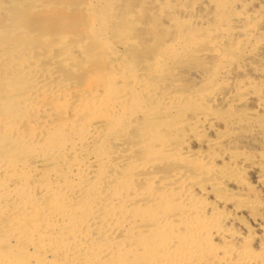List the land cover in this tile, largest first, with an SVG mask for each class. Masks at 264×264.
Returning a JSON list of instances; mask_svg holds the SVG:
<instances>
[{
    "label": "rangeland",
    "instance_id": "374dc122",
    "mask_svg": "<svg viewBox=\"0 0 264 264\" xmlns=\"http://www.w3.org/2000/svg\"><path fill=\"white\" fill-rule=\"evenodd\" d=\"M16 1H18L17 3H19L20 7L22 5V7L19 9V11H15L16 13L15 12L12 13L10 10H8L11 7L10 5H6L7 7H5V5H4L3 8H0V21H1L0 26L3 28V29L0 28V51H1L0 55L2 54L0 56V60H1L0 61V100H1L0 101V103H1L0 104V106H1L0 107V110H1L0 113L4 114V116L2 114H0V120L4 119V120L10 121L12 119L11 121L14 123L13 124L14 125L13 131H6V133L3 131L0 132V135H1V137H0V143H1L0 144V167L1 166L6 167V168L3 167L0 170V178H2V177L5 178L4 179L5 184H8L11 187V181L14 177L13 178L10 177V175H11L10 173L13 174V172H10L11 170L8 169V165L9 164L11 165V163L14 164L16 162L15 165H17V163H18V165L15 167V169H17V167L19 165H22L21 163L23 162L24 159L29 160V162L30 161L35 162V164H34L35 166L33 164H30V165H33L37 169L32 168L35 170H30V168H29V170L32 172L29 171L30 176L28 173V176H27V179L25 182V186H24L25 190L23 188V190H24L23 193H25V194L27 193V195H29L30 198H31L30 193L32 191V198L34 201H31L30 203L32 204V206L34 208L38 207L41 209L44 207L47 209L48 208L47 206L49 205V203L51 201V200H49L50 198L43 197L40 195L41 191H42L41 185L44 183V181L47 182V180H48L50 182V184H52V185L57 184L58 182L61 183V181H63V179H64L63 177H61V173L64 170H67V168L69 170H71L75 165L81 166V164H82L81 167H85V164L88 163L86 165L87 170L85 171V172L88 171V173H84L85 175L83 174L82 179H81L83 183L80 181L81 183L77 184L79 187L76 186V188H74L72 191L69 192V195H70V198L72 199V200H70V202L72 201L71 207L73 204L77 207V208H75V206L73 205L75 208L74 209L75 211H78L81 209L85 211L88 207H89L88 210H90L91 204L89 203L90 205L88 204L89 206H87V204L84 201L86 200V198H88V197L92 198V196H95V195L97 196L98 194L100 196H101V194H103L104 196H105V194H108L109 193L108 189L111 188V185L116 184V180H115L116 174L115 173H118L117 169H120L119 172H121V170H123L125 168L128 169L126 167L129 165L128 163L139 162L142 158L143 159L146 158L147 154L144 155L142 151H139V149L136 148V145L139 143L140 139H142V137H143L142 134L146 130L145 129V127L147 126L146 124H151V125H156V126L158 124L159 126H157V127L159 129L157 131H159V132H157V131L155 132L156 136L162 138V135H163V138L161 139V141H163L165 139L166 142L165 141H163V142H165L164 143L165 146H167L169 144L168 145L169 147L167 146L168 149L163 147L164 149L161 151V155L158 154V155H160L158 157H156L154 155L151 156V152H150L147 159L148 160L152 159L151 163L153 165L151 164L152 165L151 169L146 174L143 173V174H138L137 177L134 176V178H133L134 181H133V179H131L132 182L130 181V184H128V185L126 184V187L130 185L133 188L136 187V189L144 190L145 189L144 187H146V182H145V176H146V177H149V179L152 178L154 180V182L152 181L151 184L146 187V189L148 187H150L151 192L154 194L159 193V192L164 190L163 185L159 181L164 180L165 178L167 179L169 174H172L175 170L176 171H184L186 174V171L189 172L190 170H192L194 163L200 162L202 165L205 164L206 163L205 161L208 160L207 159L208 157H205V156H208L207 154H209L213 149V145L211 144V141H210V139L212 138L211 136H214V134H219L220 130L221 131H229L230 130L231 132L228 135L227 134L225 135V138L226 137L227 138L225 141H223L224 143L221 144L219 153L224 152V154H225L226 152H230V153L235 152L238 149H240L243 145L245 147L246 144H247V147H249V146L251 147V148L246 147V149L248 151L261 152V153L264 152V149H263L264 148L263 147L264 146V140H263L264 139V137H263L264 136V77H263L264 76V74H263L264 73V31H263L264 30V18H263L264 17V5H263L264 0H240V1L234 0L235 2L233 0H224V1L218 0L219 2L217 0H111L110 1L111 8L109 6L110 9H107L108 7L105 4H102V3H105L106 0H16ZM236 1L237 2L239 1L240 3L242 2L241 3L242 6L241 7L238 6L239 9L238 10L236 9L237 12L243 11L244 8H247L252 12V7H253V10H254L253 12L255 14L253 12L252 13L250 12L251 14L249 15V17L252 14L257 15V16L252 17V18L247 17V20L242 19L241 21L240 20L233 21L227 25H224V24L222 25L221 23H219L216 16L224 14V12H226L228 14V12L231 11V8H233V9L238 8L236 6ZM221 3H222V6H221ZM227 3H228V5H227ZM35 7H37V8H35ZM105 7H107V8H105ZM225 7L228 8L230 11H228V9H227V11H225V9H226ZM27 8H30L31 10L30 9L28 10ZM223 10H224V12H223ZM20 11H21V13H20ZM7 13H8V15H6ZM200 15H201V17H200ZM258 16H260V18L256 20L255 18H258ZM205 18H206L208 23L206 22V20H203ZM198 21H202V22H200L201 24ZM100 23L102 24L103 27L101 26ZM197 23L199 25H197ZM233 23H235V25ZM216 24H217V26H216ZM241 27L242 28L248 27L249 32L245 33V34L235 33V29L237 30V29H240ZM8 28H9V30H11V28H12L13 32H10L9 34L3 33L4 29H8ZM105 28L107 29V31L105 30ZM192 30H194V32ZM191 31L194 34L198 35V36L196 35L198 37V39H196V40H198V41L194 40V42H188L191 44H189L187 51H184L185 53H183V52H181L180 47H178V44L180 45V43H182V42L186 43L187 41L185 42L184 39H186V40L188 39V37L186 35L191 34L192 33ZM229 31L230 32L232 31V32L230 33ZM96 32H99L98 38L101 36L100 38H102L103 40H105L108 43L107 46H108L109 52H106L103 50L100 51L99 44L97 45V43L95 42L96 39H98V38H96V36L94 37V35H96L95 34ZM186 32H187V34H186ZM188 32H190V33H188ZM254 32H255V34H254ZM26 34L29 36H27ZM60 34H66L67 35V37H66V35H63L66 38V41L60 40L61 39ZM200 34H201V36H200ZM220 34H222V35H220ZM223 34H225L226 36L225 35L223 36ZM199 36L200 37L205 36V39L199 40ZM92 37H94V41H93ZM78 39H80V40H78ZM262 39H263V42H262ZM76 40L80 41V43L78 42L80 45L77 42H75ZM210 40L215 42L217 45L216 44L212 45L211 44L212 42ZM66 42H68V43H66ZM110 42H111V44H109ZM70 43H71V46H70ZM205 43H206V45H204ZM208 43H210L211 45ZM67 44H69V45H67ZM175 44L177 45L176 47H175ZM207 44L209 45L210 48H208ZM8 46H9V48H8ZM12 46H13V48H12ZM15 46H16V48H17V46L18 47L21 46V48H19V55H21L22 57L21 56L20 57L23 59L22 60L19 58V61H17L18 60L17 59L14 61V63L12 62L13 64L17 63L19 65L18 66L19 74L17 73L16 69H13V71H15V72H13L11 70L12 68H14L11 65V63L9 64V62H8V64L6 65V62L8 60L11 61V59H8V58H10V56L12 57V55H13L15 58V54H13V50H14ZM109 46L111 48H109ZM1 47H3V48H1ZM5 47H6V49H5ZM10 47H11V50H10ZM173 47H175L174 49L176 51L178 50V53H176V51L173 49ZM22 48H23V50H22ZM170 48H172V50H174V52ZM4 49L6 51V53H5L6 55L4 54V51H3ZM199 49H201V51ZM167 50L172 51V52H168ZM99 51L102 53H100ZM7 52H9V53L11 52L10 53L11 55L8 54ZM114 52H115V54L113 55ZM161 52L162 53L165 52L164 53L165 57H163L164 54L162 55ZM179 52H181L182 54ZM173 53H176L178 56L173 54ZM24 54L30 55L29 56L30 59L27 58V56L24 57L25 56ZM124 54H125V56H124ZM107 56L109 59L107 58ZM120 56H121V58H120ZM154 56H157V57L154 58ZM161 56L163 57V60L165 58L164 61L162 60ZM125 57L127 60L123 59ZM44 58H46L47 60ZM39 59H40V61H39ZM154 59H156V60H154ZM161 60L163 62H160ZM126 61H127V63H126ZM156 61H157V63L159 62L160 64L157 67H155L153 69V71L149 70L150 69L149 67L151 66L150 63H156ZM61 62H63V63H61ZM109 62H110V64H109ZM239 62H240V64H239ZM130 63L132 66L130 65ZM111 64L113 67H111ZM1 68H2V71H1ZM125 68H127V70L129 72H131L130 71L131 69H133V71L138 72V69H139L137 76H135L136 78L134 77L132 79H124L125 76H123V75H126L127 73H129L126 71ZM224 69H225V71H224ZM9 70H10V72H9ZM120 70H121V72H120ZM250 70H251V72H250ZM14 73H16V74H14ZM114 75H115V77H113ZM35 76H38V80L36 81L37 83L33 82L35 80ZM105 76L109 77L108 80ZM14 77H17V78L19 77L22 79V81H21V79L18 80L17 78L15 80ZM46 77H47V79H46ZM120 77H121V79H120ZM32 78H33V81H32ZM39 78L40 79L43 78L44 81H43V79L40 80ZM104 78H106V79H104ZM114 78H116V79L113 80ZM122 78H123V80H122ZM103 79H104V81H103ZM242 79H244V80H242ZM252 79H253V83L251 82ZM14 80L15 81L18 80L17 81L18 83L15 82ZM23 80H25V81H23ZM51 80H54L58 83L61 81V83L64 82V84L59 85L58 83L51 81ZM132 80L133 81L135 80L134 81L135 83ZM234 80H237V81H234ZM48 82H50V84H52V85H50ZM53 82H54V84L56 83L58 86L56 84L54 85ZM42 83H44V84H42ZM132 83H133V85L135 84V86L137 84V87L140 86L139 89L135 86L134 87L137 88L138 90L137 89L135 90V88L133 89ZM138 83H140V84L138 85ZM246 83H248V84H246ZM62 85H66L67 87L62 86ZM230 85L232 86V88ZM8 86H10V87H8ZM51 86H55V87H51ZM110 86H111V88H110ZM147 86H148V88H147ZM228 86H230V87H228ZM47 87H50V88H47ZM56 87H58L59 89ZM103 87H106L107 89L111 90L112 92L114 90L115 91L113 93L111 91L107 92L109 90H106ZM12 88L14 91H18L19 89H23V90L25 89L26 92L32 91L35 93V96H30V98L28 97V98L24 99L23 95H20V96L18 95L16 97L12 98L13 104L9 103L8 101H10V100H8V99H6V102H4L5 100L2 98L8 93L7 91L11 90ZM15 88H19V89H15ZM36 88L39 92L36 90ZM46 88L48 90L50 89L49 91L50 92L52 91V93H50ZM67 88H70V89L67 90ZM238 88H239V90H237ZM43 89H44V91L45 90L47 91V92L45 91L47 94L42 92V94L40 95V93H41L40 91H43ZM120 89L122 91H119V92L116 91V90H120ZM104 90H106V91H104ZM142 90H144V91H142ZM240 90H242V91H240ZM257 90H258V92H256ZM14 91L11 90L12 93ZM55 91H57L58 94ZM100 91H102V92H100ZM128 91L131 93H129ZM221 91H223V93L224 92L226 93V94H224L225 98H227V97L229 98V99L227 98L226 100L233 102L234 105L232 104L231 106L227 107V105H228L227 101L224 102L222 100V98H224V97H221L223 95V93H221ZM4 92L6 94H4ZM61 92H63V93L61 94ZM97 92L100 93L99 94L100 96L102 95L105 98H106V96H108L110 94L109 97L113 98V99L115 98L114 99L115 101L117 99H119V97H120L121 101L117 100V102H116L117 107L112 108L113 110L111 109L109 111H105V113H106L105 115H104V111H102V113H101V110L100 111L95 110L96 113L98 112L97 114L95 113L94 110H91L90 114H89V111L86 110L84 108V106H82L83 108L79 107L80 101H81V100L78 101L79 99H83V101H84L86 98H88L86 96H89V98H90V96L91 97L96 96ZM120 92H121V94H120ZM124 92H126V94L128 96ZM67 93H69V94H67ZM93 93H94V95H92ZM50 94H51V97H49ZM56 94H57V96H56ZM63 94L64 95L66 94V96L63 97L64 96ZM111 94H112V96H111ZM114 94H116V95L114 96ZM217 94H218V96H217ZM81 95H83V96H81ZM240 95L242 97H240ZM21 96H22V98H21ZM117 96H119V97L117 98ZM31 97H33V98H31ZM55 97L57 100L55 99ZM124 97H125V99H124ZM131 97L133 100L129 101L130 100L129 98H131ZM189 97L193 100V102L195 100L193 108H192V106H193L192 102L190 103V100H188V99H190ZM219 97H221V98H219ZM256 97H258V99L260 101L259 104L261 105V103H262L261 106L259 104L257 106L255 105L256 103H254V101L256 102L258 100ZM14 98L16 101H14ZM64 98L68 101H65ZM136 98H138V99H136ZM233 98H235V99H233ZM239 98L241 100L236 102V99H239ZM20 99H23V101H21ZM61 99H64L63 102H61L62 101ZM202 99H206V101L204 100V103H202L203 102ZM248 99L250 101H248ZM124 100H125V102H124ZM134 100L136 101V103L134 102ZM138 100H141V101H138ZM245 100H247V101H245ZM2 101L4 102L5 105L3 104ZM53 101H54V103H53ZM74 101L76 104L74 103ZM83 101L81 102V104L83 103ZM196 101H199V102L196 103ZM22 102H24V103H22ZM47 102L51 103V105H53V104H57V105H53V107L50 105V107H49V106H47V105H49V103H47ZM205 102H206L207 106L202 105V104H205ZM208 102H210V103H208ZM21 103H22V105H21ZM73 103H74L75 107H74V105H73V107H71ZM139 103H140V105H139ZM250 103H251V105H250ZM45 104H47V105H45ZM60 104H61V106H60ZM118 104H120V105L122 104L124 107L122 105L121 106L127 112L125 110H121L122 107ZM156 104H158V106ZM199 104H200V107L196 108V107H198L197 105H199ZM10 105H12V107ZM126 105H128L127 107H129L130 109H127ZM188 105H190V106H188ZM225 105H226V107H225ZM31 106H32V108H31ZM46 106L48 107L47 110H45ZM153 106H155V107H153ZM34 107H36V108L33 109ZM55 107H57V108L62 107V108L60 110L58 109V113H57L56 112L57 109ZM208 107H209V109L207 110L206 108H208ZM259 107H261V108H259ZM71 108H72V112H70ZM79 108L82 109L83 111L80 110ZM119 108L121 111H119ZM182 108L184 111L179 110ZM38 109H40V110H38ZM65 109H66V111H65ZM75 109L77 111L79 109L81 112H79V111L77 112ZM129 110H131V111L133 110V112H129ZM160 110L161 111L163 110V111L161 112ZM171 110L173 113L174 112H180V113L183 112V113H185L184 116H186V117L180 118L176 115L170 114L169 112ZM176 110H178V111H176ZM32 111H34L35 113ZM41 111L43 112V115L45 113L46 114L48 113L47 114L48 117L46 116V114H45V116L42 117ZM61 111H62V113H61ZM64 111L66 112V114ZM112 111L113 112L116 111V114H115V112L113 113ZM153 111H155V113L157 115ZM200 111H202V112H200ZM38 112H41V114L39 113L41 117L38 115ZM73 112H74V115H73ZM85 112L86 113L88 112V113L86 114ZM59 113H60V115H59ZM99 113H100V115L101 114L102 115L99 116ZM112 113H113V115H112ZM124 113L125 114L127 113L128 116L130 113L131 114L128 117ZM132 113L133 114L136 113L137 115L135 114L133 116ZM145 113H151L153 115L152 116L150 115V117H149L150 119H147V117L144 116ZM196 113H201L202 115L205 114L206 116L214 118L213 121H217V122L215 123L212 121L211 124L204 125V126L201 124L195 125V127L198 130H195V127L190 126V124H184L185 126H187V129L185 130L184 134L180 133L178 131H174V129L171 127V124L172 123L174 124L173 119H174L175 123L180 122V121H183V119H185V118H187V119L190 118V115H191V117H193L192 115L195 116ZM168 115H171L170 117L173 118V119H170V120H172L171 123L169 121V118H166V117H168ZM96 116L99 119H97ZM102 116H103V118H101ZM123 116L125 119L123 118ZM82 117H84V118H82ZM108 117H109L110 122H108L109 120H107ZM6 118H8V119H6ZM39 119L40 120L42 119L43 121L42 120L40 121ZM130 120H132V121L134 120L133 122H131V123H133L132 126H131ZM149 120H151V121H149ZM66 121H67V123H66ZM80 121H82L83 123ZM111 121L114 124H112ZM119 121H121V122H119ZM147 121H148V123H147ZM12 122H10V123H12ZM51 122H53L54 125H53V123L49 124ZM76 122L78 125L77 127H79L80 124H81V126L84 124L88 125V126L94 125L92 127L95 128L99 134V135L97 134L96 137H92L88 141H86L82 147H78V146L74 147V151L78 152L79 154L75 153L72 150L73 148L72 149L70 148V149H67V153L64 154V158L56 156L55 154L53 155V153H51L52 155H50L49 152L48 153L45 152V153H43V155H41L42 153L38 152L37 156L38 155H40V156H38V157L34 156L35 158L32 157L33 153L37 150L36 145H38V142L39 143L41 142L43 136H46L48 131L51 132L53 129H55L57 127L63 128V129H61L60 134L57 133L59 135V136L58 135L57 136L61 137V138L63 137L62 139L66 142V144H69L67 141L72 140V138L70 136H73V131L77 128V127L75 128ZM85 122L86 123L88 122V123L86 124ZM127 122L130 123V126H128L129 123L127 124ZM33 123H34V125H33ZM42 123H43V127H42ZM108 123H110V124H108ZM118 123H120V125ZM124 123H126L127 126ZM71 124H72V126H71ZM160 124H162V125H160ZM64 125H67V126H64ZM107 125H108V128L106 127ZM114 125L115 126L117 125V126L115 127ZM118 125L119 126H122V125L126 126L128 131L126 130L127 132L124 133V127L121 128V127H118ZM33 127H35V128H33ZM36 127H38V128H36ZM69 127H71V128H69ZM126 127H125V129H126ZM160 127H161V129H160ZM191 127H193L194 129H190ZM215 129L217 131H215ZM250 129H252V130H250ZM36 130H38L39 132L38 131H37L38 133L35 132ZM63 131H64V133H63ZM65 131H67V132H65ZM162 131H163V133H162ZM209 131L211 133V136H210V133H208ZM44 132L46 134H44ZM69 132L70 133L72 132V134H70ZM10 133H12L13 136ZM40 133H42V134H40ZM187 133H189V135ZM2 134H3V136H2ZM15 134H17V136ZM35 134H39V135H35ZM63 134H64V136H63ZM67 134H69V135H67ZM111 134H112V136H111ZM206 134H208L209 136ZM249 134H251V136ZM5 135H6V137H5ZM7 136H8V138H7ZM18 136H19V138H18ZM33 136H35V137H33ZM39 136L42 137V138L40 137L41 138V139H39L40 141L38 140ZM67 136H68V138H67ZM101 136H103V138ZM154 136L153 137L150 136L151 139H153ZM229 136L232 140L229 138ZM150 137H148V138H150ZM4 138L7 139V141H5ZM29 141H31V143H29ZM252 141H253L254 145H253ZM250 142H251V145L249 144ZM13 143H14V146H13ZM114 144H115V148L113 150L112 147L114 146ZM117 144H119V145H117ZM180 144H181V146H183V149H182V147H180ZM231 144H232V146H231ZM16 145H17V147H16ZM102 145H104V146H102ZM238 145L240 147H238ZM260 145H261V147H260ZM117 146H118V148H117ZM173 146H175V147H173ZM4 147H5V149H4ZM10 147H12V148H10ZM30 147L31 148L33 147V148L31 149ZM122 147H123V149H122ZM171 147H173V148L171 149ZM178 147H180V148H178ZM6 148L8 149V151L6 150ZM83 148H85V149H83ZM100 148H102L103 150H101ZM260 148H262V149H260ZM10 149H12V150H10ZM180 149H182V150H180ZM96 150H98V151H96ZM172 150H173L172 153H175V155L173 154L175 156V158L176 159L180 158L181 161H180V159H178L179 161L176 160L175 158L173 159L174 156H171L172 153L169 152ZM87 151L89 154H86ZM113 151H117L119 153L117 154V152H115V154H114ZM174 151H176V152H174ZM205 151H208V152H205ZM6 152L8 153L7 155H5ZM73 152H74V154H72ZM90 152H92V153H90ZM162 152L165 156L167 154V156L166 157L163 156ZM177 152H178V154H176ZM183 152H185L187 155H185V153H183ZM168 153H170V154H168ZM179 153L181 154V157L179 156ZM29 154H32V155H29ZM98 154H101L100 157L102 159H100L101 160L100 162L97 161L98 162L97 163L96 161H94V156L98 155ZM112 154H114V155H112ZM116 154L119 156H117ZM199 154H200V157H198ZM34 155H36V154L34 153ZM46 155H48V156H46ZM74 155H76L75 158H74ZM191 155L192 156L194 155L193 158ZM52 156H54L52 159H48ZM110 156H112V157H110ZM168 156H170L172 159L169 158ZM177 156H178V158H177ZM202 156H204L205 159ZM8 157L13 158L14 160L9 159ZM30 157H32V159ZM57 157H59L60 159ZM80 157H82V159H80ZM83 157H85L86 159H84ZM160 157H161V160H160ZM164 157H165V159H164ZM187 157H189V158H187ZM196 157H197V159H196ZM78 158L82 162H80V160ZM153 158H155V159H153ZM182 158H183V160L190 159L191 162L189 160H186L188 163L186 161H183V163H181ZM45 159L50 160L49 162L52 166L49 164L48 160L46 161ZM70 159L72 162L70 161ZM75 159H76V161H75ZM90 159H92V160H90ZM69 161H70V163H69ZM73 161H75V162H73ZM77 161H79V162H77ZM39 162H41V163H39ZM53 162H56L57 164L55 163L53 165ZM65 163H66V165H65ZM83 163H85V164H83ZM241 163L242 162L237 161V160L236 161H234V160L230 161L228 159H225L224 161L217 162L215 165L213 164V167L216 166L217 168H219V170L221 169L222 171L223 170L226 171L228 173V175L231 174V176H233V177L235 176L236 180L232 181L228 185V190H227L228 194H230L232 196L243 195L249 199L253 198L257 201H261V203L263 204V209L256 210L252 213H250L249 211H245L242 213V215L240 217L241 219L238 218L237 221L236 220H230L229 221L228 225L230 226V229L236 231L237 233L244 232L241 234L242 236H244V235H246L245 229L248 225H249V227L252 226L255 228V226L258 227L257 224L261 225V223H262L263 225H261V226L264 228V189H262L259 185L256 184V182H255L256 174L250 173V172L245 173L244 169H246V167H247V166H245L246 163H242V164ZM261 163L264 164V161H259V164H261ZM48 164H49V166H48ZM67 164L69 167L67 166ZM73 164H74V166H73ZM191 164H193V166H191ZM42 166L43 167L46 166V167L43 168ZM92 166H94V167H92ZM96 166H98L97 167L98 169L96 168ZM176 166H177V169L174 168ZM186 166L188 169L184 168L185 170H183V167H186ZM50 167H52V168H50ZM88 167H90V168H88ZM166 167H168V168H166ZM103 168L105 169L104 171H103ZM172 169H173V171H172ZM51 170H54V171H51ZM98 170H100V172H96ZM5 171H7V172L5 173ZM18 171L19 170H17L16 172H18ZM46 171H48V172L50 171L51 173H48ZM74 171H76V170H74ZM128 171H130V170H128ZM239 171L241 172L240 174H239ZM44 172H46L45 175H44ZM133 172H135L134 169H132V173ZM59 173H60V175H58ZM189 173H191V172H189ZM40 174H42L44 176H42ZM7 175H9V176L6 177ZM93 175L94 176L96 175V177H94ZM141 175H143V177ZM39 176H40V179H39ZM45 176H46L47 180H44ZM140 176H141V178H140ZM180 176L181 175H179V177ZM28 177H30V178H28ZM93 177L96 178L95 182L96 181H100V182L95 183ZM98 177L100 178L99 180H98ZM112 177H113L115 182L112 181L113 180ZM138 177H139V180H137ZM216 178H219V177H216ZM239 178H241L242 180L245 179L246 183L242 180H239ZM37 179H39V180H37ZM86 180H88V181L86 182ZM89 180H90V182H89ZM91 180H93V182ZM6 181H7V183H6ZM38 181L42 184L37 185L39 183ZM53 181L54 182L57 181V182L53 183ZM85 182L87 183V185ZM133 182H135V183H133ZM155 182H157L158 185H157V183L155 185ZM90 183L93 184V186ZM98 183H99V185H98ZM61 184H63V183H61ZM103 184H104V187H103ZM90 185H91V187H89ZM141 185H142V187H141ZM192 185L193 184H191V186ZM100 186L103 187V191H102ZM153 186H154V188H153ZM186 186H190V184H186ZM191 186H190V188H191ZM31 187H33V188L31 189ZM87 187H88V189H87ZM96 187L98 189H96ZM26 188H27V190H26ZM81 188H82V193H81V191H79V190H81ZM90 188L92 189V192L89 191V190H91ZM155 188H157L158 191ZM28 189H30V191H28ZM77 190H78V192H77ZM87 190H88V192H86ZM98 190H100V192ZM93 191H95L94 194H93ZM106 191H108V192H106ZM91 194H92V196H91ZM71 196H73V197H71ZM82 196L85 197L84 200H83L84 197L82 198ZM261 196H262V198H261ZM39 197H40V199H39ZM80 197H81V199H80ZM47 198L49 201L47 200ZM74 198H75L76 202L78 201V203L74 202ZM35 200H37V201L39 200V201L36 202ZM79 200H80V202H79ZM14 201H15V198L12 199V202H14ZM41 201H43L45 204H43V202H41ZM15 202H17V201H15ZM142 202L145 203L146 201H142ZM33 203H36V204H33ZM80 203H82L83 207ZM144 203L139 202L140 205H143ZM31 204H25L26 207H29V208H26L23 205L22 210L26 209V210H28V212H32V210H34V209L32 206L31 207L29 206ZM95 204L96 203H94L93 205H95ZM14 205H16V204L10 203L9 205H5L4 208L3 207L0 208V210H2L1 212L3 213L2 214L0 212V215L1 216L4 215L3 216L4 219H8L5 217H7V216L9 217L10 215H12V213H10V212L16 211V209L13 208V207H15ZM96 205H98V204H96ZM10 206H11V208H10ZM84 206H87V207L84 208ZM12 208H13V210H12ZM132 210H134V209H132ZM132 210H130L129 213L135 212ZM247 213H249V214H247ZM259 213H261L260 214L261 216L259 215ZM247 215H249V216L246 217ZM251 216H254L257 219L256 220L257 223L250 221L249 218ZM4 219H3V223H2L3 225L7 223V221L5 222ZM36 221H38V220H36ZM238 221L240 222V224L238 223ZM241 222H243V223H241ZM235 227H236V229H235ZM116 232H118V231H116ZM120 234L122 235L123 232L116 233L115 237L117 238ZM121 239H124V238H121ZM242 241L243 240L238 241L236 243V245H243ZM253 243H254L253 246L258 248L259 246H261V244L262 245L264 244V239H262V240L260 239L259 241L256 240V242L253 241ZM255 244H259V245H255Z\"/></svg>",
    "mask_w": 264,
    "mask_h": 264
},
{
    "label": "bare ground",
    "instance_id": "6f19581e",
    "mask_svg": "<svg viewBox=\"0 0 264 264\" xmlns=\"http://www.w3.org/2000/svg\"><path fill=\"white\" fill-rule=\"evenodd\" d=\"M111 0H106L105 4L107 7V9L111 8ZM218 1V0H217ZM220 1V0H219ZM218 1V2H219ZM222 1V0H221ZM224 1V0H223ZM234 1V0H233ZM240 1V0H239ZM237 2L236 1V6H242V2ZM18 1L16 0H0V8H3V6L5 5V7H7L6 5H10L11 7L8 9L10 10L12 13H14L15 11H19V9L22 7L19 6V3H17ZM235 2V1H234ZM233 2V3H234ZM22 3V2H21ZM20 3V4H21ZM113 3V2H112ZM229 3V2H228ZM227 3V5H228ZM25 4V3H24ZM154 4V3H153ZM220 5V4H219ZM235 5V4H234ZM264 5V4H263ZM27 6V5H26ZM31 6V5H30ZM110 6V8H109ZM222 6V3H221ZM226 6V5H225ZM9 7V6H8ZM229 7V6H228ZM25 8V7H24ZM37 8V7H35ZM34 8V9H35ZM159 8V7H158ZM226 8V7H225ZM250 8V7H249ZM28 10L30 8H27ZM222 9V8H221ZM228 8L225 9V11H227ZM238 8H231V11L228 9V14L226 12H224V14L221 15H217L216 18L218 20L219 23H221L222 25H227L230 22L233 21H237V20H247L248 18H252V17H256L257 15H251L249 17V15L254 11L253 7H252V12L247 9L244 8L243 11L241 12H237ZM31 10V9H30ZM100 10V9H99ZM181 10V9H180ZM184 11V10H183ZM191 12V11H190ZM201 12V11H200ZM251 12V13H250ZM16 13V12H15ZM21 13V11H20ZM24 13V12H23ZM181 13V12H180ZM227 15H226V14ZM254 13V12H253ZM262 13V12H261ZM255 14V13H254ZM8 15V13L6 14ZM180 15V14H179ZM186 15V14H185ZM263 15V14H262ZM199 17V16H198ZM201 17V15H200ZM204 17V16H203ZM246 18V19H245ZM260 16H258V18H255L256 20L259 19ZM264 18V17H263ZM203 20H206L203 19ZM215 20V19H214ZM1 22V21H0ZM199 23L202 21H198ZM207 22V20H206ZM208 23V22H207ZM241 23V22H240ZM101 24V23H100ZM201 24V23H200ZM235 25V23H233ZM196 25V24H195ZM197 25H199L197 23ZM205 25V24H204ZM102 26V24H101ZM217 26V24H216ZM5 27V26H4ZM48 27V26H47ZM103 27V26H102ZM0 28H2L0 26ZM197 28V27H196ZM221 28V27H220ZM230 28V27H229ZM3 29V28H2ZM30 29V28H29ZM101 29V28H100ZM215 29V28H214ZM217 29V28H216ZM252 29V28H251ZM102 30V29H101ZM105 30L107 31V29L105 28ZM195 30V29H194ZM194 30H192L194 32ZM249 28H240V29H235V33H241V34H245L248 33ZM63 31V30H62ZM103 31V30H102ZM189 31V30H188ZM191 31V32H192ZM252 31V30H251ZM264 31V30H263ZM12 31L8 29H4L3 33L9 34ZM188 34L186 35L188 37V39H184L186 43H180V45L178 44V47H180L181 52L185 53L184 51H187L189 44L188 42H194L198 41L196 39H198V35L194 34V33ZM230 32V31H229ZM228 32V33H229ZM232 32V31H231ZM230 32V33H231ZM253 32V31H252ZM190 33V32H188ZM94 34V33H93ZM96 35H94V37L96 36V38H98L99 32L95 33ZM101 34V33H100ZM103 34V33H102ZM187 34V32H186ZM255 34V32H254ZM5 35V34H4ZM27 35V34H26ZM25 35V36H26ZM66 34H60V40L62 41H66V38L63 36ZM90 35V34H89ZM197 35V36H196ZM222 35V34H220ZM225 34H223L224 36ZM229 35V34H228ZM227 35V36H228ZM249 35V34H248ZM7 36V35H6ZM29 36V35H27ZM185 36V37H186ZM201 36V34H200ZM199 36V40H203L205 39V36L200 37ZM226 36V35H225ZM59 37V36H58ZM67 37V35H66ZM94 37L93 41H94ZM101 37V36H100ZM98 38L96 39V43L97 45L99 44V49L100 51H106L109 52L108 46H107V42L105 40H103L102 38ZM184 37V38H185ZM221 37V36H220ZM237 37V36H236ZM241 37V36H240ZM78 38V37H77ZM247 38V37H246ZM33 40V39H32ZM80 40V39H78ZM76 40L75 42H79ZM128 40V39H127ZM105 41V42H104ZM110 41V40H109ZM183 41V40H182ZM213 44H216L215 42H213L212 40H210ZM82 42V41H81ZM130 42V41H129ZM263 42V39H262ZM68 43V42H66ZM78 43V44H79ZM95 43V44H96ZM229 43V42H228ZM253 43V42H252ZM111 44V42L109 43ZM173 44V43H172ZM210 44V43H208ZM207 44L208 48L209 45ZM210 44V45H211ZM7 45V44H6ZM10 45V44H9ZM21 45V44H20ZM69 45V44H67ZM80 45V44H79ZM168 45V44H167ZM170 45V44H169ZM206 45V43L204 44ZM217 45V44H216ZM71 46V43H70ZM177 45L175 44V47ZM226 46V45H225ZM7 47V46H6ZM5 47V49H6ZM171 47V46H170ZM173 47V49L175 48ZM205 47V46H204ZM3 48V47H1ZM9 48V46H8ZM13 48V46H12ZM19 48L17 46H15L14 50H13V54H15V58L12 55V57L10 56L11 59L10 60H6V65L11 63V65L14 68H10L12 71L13 69L17 70V73L19 74V68H18V64H13L15 60L19 61V58L22 59L21 55H19ZM65 48V47H64ZM109 48H111L109 46ZM166 48V47H165ZM5 49L4 54L6 53ZM162 49V48H161ZM167 49V48H166ZM165 49V50H166ZM172 50V48H170ZM178 49V48H177ZM214 49V48H213ZM245 49V48H244ZM257 49V48H256ZM261 49V48H260ZM11 50V47H10ZM23 50V48H22ZM96 50V49H95ZM108 50V51H107ZM175 50V49H174ZM174 50H172L174 52ZM201 51V49H199ZM204 50V49H203ZM209 50V49H208ZM248 50V49H247ZM99 51V52H100ZM159 51V50H158ZM163 51V50H162ZM168 52H172L167 50ZM176 51V50H175ZM180 51V50H179ZM1 52V51H0ZM179 52V53H181ZM8 54H10L9 52H7ZM102 53V52H100ZM118 53V52H117ZM162 53V52H161ZM165 52L162 53V55ZM176 53H178V50L176 51ZM176 53H173L175 55H177ZM252 53V52H251ZM250 53V54H251ZM26 54V53H25ZM24 54V55H25ZM48 54V53H47ZM64 54V53H63ZM109 54V53H108ZM107 54V55H108ZM112 54V53H111ZM115 54V52L113 53V55ZM167 54V53H166ZM182 54V53H181ZM2 55V54H1ZM0 55V56H1ZM6 55V54H5ZM11 55V54H10ZM45 55V54H44ZM106 55V54H105ZM161 55V54H160ZM209 55V54H208ZM21 56V57H20ZM29 58L30 55H25L24 57ZM36 56V55H35ZM125 56V54H124ZM158 56V55H157ZM157 56H154L157 57ZM178 56V55H177ZM180 56V55H179ZM207 56V55H206ZM5 57V56H4ZM115 57V56H114ZM128 57V56H127ZM160 57V56H159ZM162 57V56H161ZM163 57H165V54L163 55ZM162 57V60H163ZM175 57V56H174ZM108 58V56H107ZM121 58V56H120ZM167 58V57H166ZM217 58V57H216ZM30 59V58H29ZM46 59V58H44ZM109 59V58H108ZM123 59H126L123 58ZM23 60V59H22ZM21 60V61H22ZM47 60V59H46ZM105 60V59H104ZM127 60V59H126ZM156 60V59H154ZM160 62H163V61ZM1 61V60H0ZM16 61V62H17ZM40 61V59H39ZM45 61V60H44ZM43 61V62H44ZM158 61V60H157ZM150 63V69L151 71H153V69L155 67H157L160 63ZM13 62V63H12ZM129 62V61H128ZM142 62V61H141ZM20 63V62H19ZM48 63V62H47ZM63 63V62H61ZM127 63V61H126ZM21 64V63H20ZM110 64V62H109ZM236 64V63H235ZM240 64V62H239ZM244 64V63H243ZM4 65V64H3ZM67 65V64H66ZM129 65V64H128ZM131 65V63H130ZM129 65V66H130ZM33 66V65H32ZM110 66V65H109ZM132 66V65H131ZM130 66V67H131ZM142 66V65H141ZM233 66V65H232ZM111 67L112 64H111ZM119 67V66H118ZM243 67V66H242ZM245 67V66H244ZM18 68V69H17ZM29 68V67H28ZM9 69V68H8ZM111 69V68H110ZM114 69V68H113ZM127 72H129L127 70V68H125ZM131 69V68H130ZM145 69V68H144ZM252 69V68H251ZM256 69V68H255ZM123 70V69H122ZM135 70V69H134ZM230 70V69H229ZM245 70V69H244ZM2 71V68H1ZM4 71V70H3ZM23 71V70H22ZM125 71V70H124ZM123 71V72H124ZM131 72L127 73L124 79H132L135 76H137L138 72L137 71H133V69L130 70ZM141 71V70H140ZM225 71V69H224ZM10 72V70H9ZM15 72V71H13ZM43 72V71H42ZM110 72V71H109ZM112 72V71H111ZM121 72V70H120ZM119 72V73H120ZM122 72V73H123ZM251 72V70H250ZM22 73V72H21ZM16 74V73H14ZM27 74V73H26ZM99 74V73H98ZM110 74V73H109ZM115 74V73H114ZM121 74V73H120ZM125 74V73H124ZM141 74V73H140ZM264 74V73H263ZM28 75V74H27ZM40 75V74H39ZM236 75V74H235ZM259 75V74H258ZM9 76V75H8ZM41 76V75H40ZM44 76V75H43ZM120 76V75H119ZM122 76V77H123ZM260 76V75H259ZM37 77V78H36ZM106 77V76H105ZM115 77V75L113 76ZM118 77V76H117ZM214 77V76H213ZM255 77V76H254ZM264 77V76H263ZM15 80L17 77H14ZM45 78V77H44ZM108 80V76L106 77ZM104 78V79H106ZM119 78V77H118ZM136 78V77H135ZM18 80H20L21 78H17ZM24 79V78H23ZM30 79V78H29ZM40 79V78H39ZM43 79V78H41ZM40 79V80H41ZM47 79V77H46ZM45 79V80H46ZM50 79V78H49ZM103 79V81H104ZM116 78H114L113 80H115ZM121 79V77H120ZM250 79V78H249ZM8 80V79H7ZM14 80V81H15ZM17 80V81H18ZM38 80V76H35V80L32 81L36 82ZM39 80V81H40ZM111 80V79H110ZM123 80V78H122ZM142 80V79H141ZM233 80V79H232ZM244 80V79H242ZM15 81V82H17ZM22 81V79H21ZM25 81V80H23ZM28 81V80H27ZM38 81V82H39ZM44 81V79H43ZM47 81V80H46ZM45 81V82H46ZM54 81V80H51ZM97 81V80H96ZM127 81V80H126ZM133 81V80H132ZM135 81V80H134ZM133 81V82H134ZM137 81V80H136ZM237 81V80H234ZM256 81V80H255ZM8 82V81H7ZM13 82V81H12ZM31 82V81H30ZM44 82V83H45ZM56 82V81H54ZM53 82V84H54ZM253 83V79L251 81ZM18 83V82H17ZM23 83V82H22ZM37 83V82H36ZM42 83V84H44ZM50 84V82H48ZM47 83V84H48ZM58 83V82H56ZM55 83V84H56ZM95 83V82H94ZM135 83V82H134ZM137 83V82H136ZM211 83V82H210ZM40 84V83H39ZM46 84V83H45ZM54 84V85H55ZM59 85L64 84L61 83V81L58 83ZM113 84V83H112ZM140 83H138L139 85ZM231 84V83H230ZM248 84V83H246ZM18 85V84H17ZM25 85V84H24ZM52 85V84H50ZM49 85V86H50ZM57 85V84H56ZM107 85V84H106ZM124 85V84H123ZM237 85V84H236ZM23 86V85H22ZM21 86V87H22ZM34 86V85H33ZM45 86V85H44ZM58 86V85H57ZM62 86H66V85H62ZM104 86V85H103ZM125 86V85H124ZM123 86V87H124ZM128 86V85H127ZM133 89L135 87H137V84L135 86V84L133 85ZM135 86V87H134ZM150 86V85H149ZM153 86V85H152ZM231 86V85H230ZM228 86V87H230ZM10 87V86H8ZM51 87H55V86H51ZM67 87V86H66ZM109 87V86H108ZM122 87V88H123ZM140 87V86H139ZM139 87H137L139 89ZM144 87V86H143ZM26 88V87H25ZM33 88V87H32ZM31 88V89H32ZM50 88V87H47ZM46 88V89H47ZM58 88V87H56ZM63 88V87H62ZM96 88V87H95ZM106 90V87H103ZM102 88V89H103ZM111 88V86H110ZM121 88V89H122ZM135 88V90L137 89ZM142 88V87H141ZM148 88V86H147ZM151 88V87H150ZM153 88V87H152ZM225 88V87H224ZM232 88V86H231ZM235 88V87H234ZM237 88V87H236ZM15 89H19V88H15ZM27 89V88H26ZM54 89V88H53ZM59 89V88H58ZM70 88H67V90H69ZM118 89V88H117ZM116 90V91H122V90ZM124 89V88H123ZM130 89V88H129ZM128 89V90H129ZM132 89V88H131ZM132 89V90H133ZM137 89V90H138ZM143 89V88H142ZM221 89V88H220ZM242 89V88H241ZM6 90V89H5ZM8 90V89H7ZM12 91L13 88L11 89ZM11 90L7 91L8 93L6 94L4 92V94H6L2 99H4L3 101L6 102V99L10 100L8 101L9 103L13 104V97L16 96H20L23 95L24 99L25 98H30V96H35V93L30 91V92H26V90L24 89H19L18 91H14L13 93L11 92ZM37 90V88H36ZM48 90V89H47ZM50 90V89H49ZM48 90V91H49ZM52 90V89H51ZM66 90V89H65ZM66 90V91H67ZM104 90V91H106ZM146 90V89H145ZM148 90V89H147ZM152 90V89H151ZM155 90V89H154ZM215 90V89H214ZM228 90V89H227ZM239 90V88L237 89ZM243 90V89H242ZM240 90V91H242ZM250 90V89H249ZM38 91V90H37ZM46 91V90H45ZM44 91H40V95L42 94V92H44L45 94H47ZM103 91V90H102ZM100 91V92H102ZM111 90L107 91L110 92ZM115 91V90H114ZM113 91V92H114ZM131 91V90H130ZM134 91V90H133ZM132 91V92H133ZM144 91V90H142ZM149 91V90H148ZM231 91V90H230ZM10 92V93H9ZM39 92V91H38ZM50 92V91H49ZM57 92V91H55ZM54 92V93H55ZM68 92V91H67ZM112 92V91H111ZM112 92V93H113ZM129 92V91H128ZM215 92V91H214ZM245 92V91H244ZM258 92V90L256 91ZM43 93V94H44ZM52 93V91L50 92ZM63 92H61L62 94ZM66 93V92H65ZM80 93V92H79ZM126 94V92H124ZM131 93V92H129ZM221 93H223V91H221ZM228 93V92H227ZM233 93V92H232ZM231 93V94H232ZM11 94V95H10ZM58 94V92H57ZM56 94V96H57ZM69 94V93H67ZM100 93L97 92L96 96H86L88 98H84L85 100L83 101V99H77L78 101H80V106L82 107L84 106V108L86 110L90 111L91 110H101L104 111V115L106 114L105 111H109L112 108L117 107V100L121 101L120 97L117 96V98L119 97V99H117L116 101L113 98H110V94L108 96H106V98L104 96H100ZM102 94V93H101ZM121 94V92H120ZM124 94V95H125ZM133 94V93H132ZM199 94V93H198ZM224 94H226L225 92L223 93V95L221 97H224ZM64 95V94H63ZM78 95V94H77ZM94 95V93L92 94ZM99 95V96H98ZM116 94H114L115 96ZM127 95V94H126ZM131 95V94H130ZM228 95V94H227ZM243 95V94H242ZM258 95V94H257ZM256 95V96H257ZM66 94L63 96L65 97ZM83 96V95H81ZM112 96V94H111ZM128 96V95H127ZM218 96V94H217ZM216 96V97H217ZM226 96V95H225ZM238 96V95H237ZM260 96V95H259ZM258 96V97H259ZM262 96V95H261ZM48 97V96H47ZM49 97H51V94L49 95ZM68 97V96H67ZM109 97V98H108ZM123 97V96H122ZM130 97V96H129ZM133 97V96H132ZM129 98V101H132L133 99ZM206 97V96H205ZM219 97V98H221ZM233 97V96H232ZM240 97H242L240 95ZM258 97H256L258 99ZM22 98V96H21ZM33 98V97H31ZM58 98V97H57ZM190 98V97H189ZM225 98V97H224ZM222 98V100L224 102L227 101V107L231 106L233 104V102H230L228 100H226L227 98ZM248 98V97H247ZM262 98V97H261ZM19 99V98H18ZM56 99V97H55ZM65 99V98H64ZM64 99H61L63 102ZM125 99V97H124ZM138 99V98H136ZM207 99V98H206ZM206 99H202L204 103V100L206 101ZM229 99V98H228ZM235 99V98H233ZM256 99V100H257ZM21 101H23V99H20ZM57 100V99H56ZM59 100V99H58ZM114 100V101H113ZM123 100V99H122ZM143 100V99H142ZM161 100V99H160ZM190 100V103L192 102V108L194 107V103L195 100L193 102V100L190 98L188 99ZM192 100V101H191ZM197 100V99H196ZM210 100V99H209ZM219 100V99H218ZM241 100L236 99V102ZM244 100V99H243ZM242 100V101H243ZM1 101V100H0ZM2 101V102H3ZM14 101L15 98H14ZM18 101V100H17ZM31 101V100H30ZM55 101V100H54ZM53 101V103H54ZM65 101H68L65 99ZM64 101V102H65ZM83 101V103L81 104V102ZM141 101V100H138ZM247 101V100H245ZM244 101V102H245ZM248 101H250L248 99ZM3 102V104H4ZM33 102V101H32ZM59 102V101H58ZM77 102V101H76ZM123 102V101H122ZM125 102V100H124ZM134 102L136 103V101L134 100ZM199 101H196V103ZM222 102V101H221ZM24 103V102H22ZM21 103V105H22ZM34 103V102H33ZM49 103V102H47ZM60 103V102H59ZM75 103V101H74ZM74 103L72 104L71 107H73ZM79 103V102H78ZM143 103V102H142ZM201 103V102H200ZM210 103V102H208ZM246 103V102H245ZM254 103H256L255 105L257 106L260 101L259 99ZM1 104V103H0ZM2 104V105H3ZM41 104V103H40ZM62 104V103H61ZM60 104V106H61ZM65 104V103H64ZM76 104V103H75ZM123 104V103H122ZM121 104V105H122ZM187 104V103H186ZM5 105V104H4ZM9 105V104H8ZM7 105V106H8ZM15 105V104H14ZM20 105V106H21ZM33 105V104H32ZM47 105V104H45ZM51 103H49L50 107ZM53 105H57V104H53ZM53 105H51L53 107ZM120 105V104H118ZM120 105V106H121ZM125 105V104H124ZM135 105V104H134ZM140 105V103H139ZM155 105V104H154ZM158 106V104H156ZM207 106L206 102L205 104H202ZM212 105V104H211ZM234 105V104H233ZM251 105V103H250ZM260 105V104H259ZM262 105V103H261ZM260 105V106H261ZM12 107V105H10ZM46 109L47 110V107ZM59 106V107H60ZM66 106V105H65ZM123 106V105H122ZM121 106V107H122ZM128 105H126L127 107ZM130 106V105H129ZM156 106V107H157ZM187 106V105H186ZM190 106V105H188ZM199 108L200 104L197 105ZM240 106V105H239ZM1 107V106H0ZM6 107V106H5ZM51 107V108H52ZM57 108V113H58V109L60 110L61 108ZM75 107V105H74ZM124 107V106H123ZM121 108V110H125L124 108ZM155 107V106H153ZM226 107V105H225ZM253 107V106H252ZM9 108V107H8ZM14 108V107H13ZM32 108V106H31ZM36 107H34L33 109H35ZM78 108V107H77ZM83 108V107H82ZM132 108V107H131ZM176 108V107H175ZM251 108V107H250ZM256 108V107H255ZM261 108V107H259ZM10 109V108H9ZM41 109V108H40ZM38 109V110H40ZM50 109V108H49ZM80 109V108H79ZM78 111L81 112L80 109ZM127 109H130L129 107H127ZM156 109V108H155ZM185 109V108H184ZM195 109V108H194ZM207 110L209 109L206 108ZM205 109V110H206ZM236 109V108H235ZM258 109V108H257ZM30 110V109H29ZM32 110V109H31ZM76 110V109H75ZM85 110V111H86ZM113 110V109H112ZM119 108V111H121ZM170 110V109H169ZM179 110H183L179 109ZM192 110V109H191ZM199 110V109H198ZM197 110V111H198ZM202 110V109H201ZM204 110V109H203ZM245 110V109H244ZM261 110V109H260ZM1 111V110H0ZM6 111V110H5ZM13 111V110H12ZM43 111V110H42ZM41 111V112H42ZM52 111V110H51ZM66 111V109H65ZM64 111V112H65ZM77 111V110H76ZM77 111V112H78ZM83 111V110H82ZM95 111V113H96ZM117 111V110H116ZM116 111L115 114H116ZM126 111V110H125ZM161 111V110H160ZM163 111V110H162ZM161 111V112H162ZM175 111V110H174ZM178 111V110H176ZM187 111V110H186ZM251 111V110H250ZM14 112V111H13ZM34 112V111H32ZM41 112H38V115L40 116ZM47 112V111H46ZM50 112V111H49ZM72 112V108L71 111ZM113 112V111H112ZM113 112V113H114ZM127 112V111H126ZM129 112H133V110H129ZM135 112V111H134ZM155 113V111H153ZM157 112V111H156ZM169 112V111H168ZM202 112V111H200ZM255 112V111H254ZM258 112V111H257ZM9 113V112H8ZM35 113V112H34ZM40 113V114H39ZM52 113V112H51ZM62 113V111H61ZM86 113V112H85ZM88 113V112H87ZM86 113V114H87ZM98 113V112H97ZM96 113V114H97ZM112 113V115H113ZM170 114L176 115L180 118H184L186 116H184L185 113H180V112H172V110L169 112ZM252 113V112H251ZM4 116L3 113H0ZM6 114V113H5ZM46 114V113H45ZM45 114L43 115L42 112V117L45 116ZM48 114V113H47ZM46 114V116H47ZM64 114V113H63ZM66 114V112H65ZM125 114V113H124ZM131 114V113H130ZM129 114V116H130ZM133 114V113H132ZM136 114V113H135ZM133 114V116L135 115ZM156 114V113H155ZM161 114V113H160ZM197 114V115H196ZM195 116L192 115L193 117L190 118H185L183 119V121L180 122H176L174 121V119L172 117H170L171 115H168L169 121L171 123L173 119L174 124H171V127L174 129V131H178L180 133L185 132V130L187 129V126H185L184 124H190V126L195 127V125L201 124V125H209L212 123L214 118H211L209 116H206L205 114H201V113H196ZM218 114V113H217ZM7 115V114H6ZM60 115V113H59ZM74 115V112H73ZM102 115V114H101ZM99 113V116H101ZM103 115V116H104ZM125 115L128 116V114L126 113ZM124 115V116H125ZM137 115V114H136ZM150 115L152 116L153 114L151 113H145V117H147V119H150ZM157 115V114H156ZM263 115V114H262ZM34 116V115H33ZM79 116V115H78ZM94 116V115H93ZM103 116L101 118H103ZM123 116V118H124ZM128 116V117H129ZM143 116V115H142ZM6 117V116H5ZM9 117V116H8ZM41 117V116H40ZM48 117V116H47ZM46 117V118H47ZM72 117V116H71ZM97 117V116H96ZM105 117V116H104ZM110 117V116H109ZM109 117L107 120H109ZM117 117V116H116ZM258 117V116H257ZM256 117V118H257ZM84 118V117H82ZM88 118V117H87ZM106 118V117H105ZM248 118V117H247ZM8 119V118H6ZM60 119V118H59ZM89 119V118H88ZM97 119H99L97 117ZM116 119V118H115ZM125 119V118H124ZM156 119V118H155ZM217 119V118H216ZM12 120V119H11ZM9 120H4L1 119L0 120V132L3 131L6 133V131H13L14 128V123L12 121ZM40 120V119H39ZM42 120V119H41ZM40 120V121H41ZM92 120V119H91ZM90 120V121H91ZM94 120V119H93ZM104 120V119H103ZM106 120V119H105ZM114 120V119H113ZM135 120V119H134ZM133 120V121H134ZM152 120V119H151ZM149 120V121H151ZM220 120V119H219ZM39 121V122H40ZM43 121V120H42ZM76 121V120H75ZM89 121V122H90ZM132 120H130V123L133 122ZM12 122V123H10ZM62 122V121H61ZM82 122V121H80ZM110 122V120L108 121ZM121 122V121H119ZM213 122H217V121H213ZM219 122V121H218ZM53 122L49 123L52 124ZM59 123V122H58ZM67 123V121H66ZM83 123V122H82ZM86 123V122H85ZM88 123V122H87ZM86 123V124H87ZM112 123V121H111ZM129 122H127L128 124ZM130 123L128 124V126H130ZM148 123V121H147ZM160 123V122H159ZM169 123V124H170ZM214 123V124H215ZM40 124V123H39ZM47 124V123H46ZM45 124V125H46ZM48 124V125H49ZM80 124V123H79ZM110 124V123H108ZM114 124V123H112ZM120 125V123H118ZM126 125V123H124ZM133 123H131L132 126ZM34 125V123H33ZM36 125V124H35ZM47 125V126H48ZM54 125V123H53ZM75 128L78 126L77 122L75 123ZM118 127H124V133L127 132V125L124 126H119ZM147 126L145 127V131L142 134L143 137L142 139H140L139 143L136 145V148L139 149V151H142L144 155H146L145 159H141L139 162H131L128 163L129 165L126 166L128 169H123L121 170V172H119L120 169L118 170V173H115L116 177V184L115 185H111V188L108 189L109 193L105 194V196L103 194H101V196L99 195H95L92 196V198H86V200L84 201L87 206H89L90 204V210H88V208L84 211L82 210H78L75 211L74 209L77 208L75 206L72 205L71 207V202L70 200H72L70 198L69 192L72 191L74 188H76V186H78V183L82 182V176L84 173H88L85 172L87 170L86 165L85 167H81L73 164V168L71 170H69L67 168V170H64L61 173V177H63V181L58 182L57 184H50V182L47 180V182L44 183H39L42 184V191H41V196L43 197H48L50 198L49 200L50 203L47 206L48 208H34L32 206V204L30 203L31 201H34L32 198V191H31V198L29 195H27V193H23V191L25 190V182L28 176V173L30 170H35L37 168H35L34 164L35 162H32L29 160L24 159L23 162L21 163L22 165H19L17 167V169H15V167L18 165H15L16 162L14 164L11 163V165H8V169H10V177H14L11 181V187L8 184H5L4 179L5 178H0V208H4L5 205H9L11 204H16L14 205L16 209V211L14 212H10L12 213V215H10L9 217H5L8 219H4V215L1 216L0 215V264H264V244L261 246H259L258 248L253 246V241L256 242V240H262L264 239V228L261 226L263 225L261 223V225L257 224L258 227L255 226L252 227L249 225L246 227L245 231H246V235L242 236L241 234L244 233H237L236 231L230 229V226L228 225L230 220H238V218L241 217L242 213L245 211H249L250 213L256 211V210H261L263 209V204L261 203V201H257L255 199H249L243 195H236V196H232L230 194L227 193L228 190V185L232 182L235 181L236 178L235 176H231V174L228 175V173L226 171H222L221 169L219 170V168H217L216 166L213 167V164L215 165L217 162H221L224 161L225 159H228L230 161L234 160V161H240L242 163H246L245 166L246 169H244L245 173H254L256 174V179L255 182L257 185H259L262 189H264V164L261 163L259 164V161H264V152H251L248 151L246 149V146L244 147V145L238 149L235 152H226L224 154L223 153H219L220 151V146L222 143H224L223 141L226 140L225 135L229 134L231 131H219V134H214V136H211L210 131L208 133H210V136L212 137L210 139L211 144L213 145V149L212 151L207 154L208 157L207 161H205V164H201L199 163H194L191 164V166H193L192 170H190L189 172L186 171V174L184 171H174L172 174H169V176L167 177V179L165 178L164 180L159 181L162 185H163V191L159 192V193H152L151 192V188L148 187L146 189L147 186H149L151 184V182L154 180L152 178L149 179V177L145 176V182H146V187H144V190H139L131 187L130 185L126 187V184H130L131 179L134 178V176L137 177L138 174H143V173H147L150 169L151 166L153 165L151 163V160H148V155L151 152V156H160L161 155V151L164 149L163 147L167 148V146H165V139L163 141H161L162 138L156 136V131L159 129L157 126H159L157 124L156 125H151V124H146ZM162 125V124H160ZM240 125V124H239ZM37 126V125H36ZM46 126V127H47ZM50 126V125H49ZM67 126V125H64ZM72 126V124H71ZM91 126L88 125H82L80 124L79 127H77L74 131H73V136H70L72 138V140L67 141L69 144H66V142L61 138L58 137L61 133V129H63L62 127H57L55 129H53L51 132L48 131L46 136H43V138L41 136H39L38 140L42 138L41 142L39 143L38 141V145L37 146V150L34 152L36 155L29 154L32 155V157L37 156V153H42L41 155H43V153H50V155H52L51 153H53V155L55 154L56 156L62 157L64 158V154L67 153V149H72L74 151V147L78 146V147H82L83 144H85L86 141H88L90 138L92 137H96L98 132L95 128H93ZM115 126V125H114ZM117 126V125H116ZM115 126V127H116ZM134 126V125H133ZM145 126V125H144ZM246 126V125H245ZM16 127V126H15ZM40 127V126H39ZM42 127H43V123H42ZM108 128V125L106 126ZM112 127V126H111ZM126 127V129H125ZM193 127H191L190 129H194ZM206 127V126H205ZM204 127V128H205ZM236 127V126H235ZM35 128V127H33ZM38 128V127H36ZM52 128V127H51ZM71 128V127H69ZM211 128V127H210ZM222 128V127H221ZM237 128V127H236ZM242 128V127H241ZM248 128V127H247ZM161 129V127H160ZM206 129V128H205ZM35 130V129H34ZM40 130V129H39ZM42 130V129H41ZM48 130V129H47ZM69 130V129H68ZM67 130V131H68ZM99 130V129H98ZM114 130V129H113ZM127 130V131H126ZM195 130H198L195 127ZM211 130V129H210ZM238 130V129H237ZM252 130V129H250ZM26 131V130H25ZM38 130H36L35 132H37ZM65 131V132H67ZM123 131V130H122ZM168 131V130H167ZM215 131H217L215 129ZM235 131V130H234ZM39 132V131H38ZM37 132V133H38ZM104 132V131H103ZM121 132V131H120ZM159 132V131H157ZM205 132V131H204ZM207 132V131H206ZM259 132V131H258ZM58 133V134H57ZM64 133V131H63ZM70 133V132H69ZM163 133V131H162ZM161 133V134H162ZM179 133V134H180ZM8 134V133H7ZM12 134V133H10ZM42 134V133H40ZM44 134H46L44 132ZM72 134V132L70 133ZM160 134V135H161ZM189 135V133H187ZM212 134V135H213ZM233 134V133H232ZM17 136V134H15ZM35 135H39V134H35ZM58 135V136H57ZM69 135V134H67ZM99 135V134H98ZM155 135V136H154ZM159 135V136H160ZM178 135V134H177ZM208 135V134H206ZM241 135V134H240ZM247 135V134H246ZM251 136V134H249ZM3 136V134H2ZM10 136V135H9ZM13 136V134H12ZM61 136V135H60ZM64 136V134H63ZM66 136V135H65ZM109 136V135H108ZM112 136V134H111ZM150 136H154L153 139H151ZM180 136V135H179ZM209 136V135H208ZM248 136V135H247ZM1 137V135H0ZM6 137V135H5ZM31 137V136H30ZM35 137V136H33ZM41 137V138H40ZM103 138V136H101ZM100 137V138H101ZM114 137V136H113ZM150 137V138H148ZM184 137V136H183ZM264 137V136H263ZM3 138V137H2ZM8 138V136H7ZM19 138V136H18ZM29 138V137H28ZM68 138V136H67ZM230 138V136H229ZM228 138V139H229ZM5 139V138H4ZM36 139V138H35ZM70 139V138H69ZM105 139V138H104ZM103 139V140H104ZM115 139V138H114ZM231 139V138H230ZM255 139V138H254ZM26 140V139H25ZM67 140V139H66ZM116 140V139H115ZM232 140V139H231ZM260 140V139H259ZM264 140V139H263ZM5 141H7V139H5ZM10 141V140H9ZM27 141V140H26ZM40 141V140H39ZM93 141V140H92ZM112 141V140H111ZM209 141V140H208ZM12 142V141H11ZM24 142V141H23ZM154 142V143H153ZM249 142V141H248ZM3 143V142H2ZM9 143V142H8ZM19 143V142H18ZM29 143H31V141H29ZM187 143V142H186ZM190 143V142H189ZM253 143V141H252ZM1 144V143H0ZM37 144V143H36ZM97 144V143H96ZM95 144V145H96ZM251 145V142L249 143ZM256 144V143H255ZM9 145V144H8ZM34 145V144H33ZM112 145V144H111ZM119 145V144H117ZM178 145V144H177ZM176 145V146H177ZM203 145V144H202ZM254 145V143H253ZM14 146V143H13ZM104 146V145H102ZM232 146V144H231ZM256 146V145H255ZM3 147V146H2ZM9 147V146H8ZM17 147V145H16ZM87 147V146H86ZM112 147V146H111ZM169 147V146H168ZM175 147V146H173ZM171 147V149L173 148ZM180 147L181 146L180 144ZM178 147V148H180ZM238 147H240L238 145ZM261 147V145H260ZM264 147V146H263ZM12 148V147H10ZM14 148V147H13ZM31 148V147H30ZM33 148V147H32ZM31 148V149H32ZM98 148V147H97ZM113 150L115 148V144L112 147ZM118 148V146H117ZM120 148V147H119ZM190 148V147H189ZM247 148H251L250 146ZM5 149V147H4ZM30 149V150H31ZM80 149V148H79ZM85 149V148H83ZM96 149V148H95ZM101 150H103L102 148H100ZM123 149V147H122ZM130 149V148H129ZM168 149V148H167ZM166 149V150H167ZM176 149V148H175ZM180 149V150H182ZM253 149V148H252ZM256 149V148H255ZM258 149V148H257ZM262 149V148H260ZM264 149V148H263ZM6 150L8 151V149L6 148ZM12 150V149H10ZM9 150V151H10ZM116 150V149H115ZM185 150V149H184ZM235 150V149H234ZM92 151V150H91ZM98 151V150H96ZM120 151V150H119ZM177 151V150H176ZM174 151V152H176ZM32 152V151H31ZM75 152V151H74ZM74 152L72 154H74ZM93 152V151H92ZM90 152V153H92ZM104 152V151H103ZM114 154L117 151H113ZM166 152V151H165ZM170 153L173 152L169 151ZM200 152V151H199ZM198 152V153H199ZM208 152V151H205ZM78 153V152H75ZM102 153V152H101ZM119 152H117L118 154ZM167 153V152H166ZM168 153V154H170ZM185 153V152H183ZM8 153L6 152L5 155H7ZM79 154V153H78ZM86 154H89L88 151L86 152ZM106 154V153H105ZM108 154V153H107ZM110 154V153H109ZM112 154V155H114ZM116 154V155H117ZM160 154V155H158ZM175 153H172L171 156H174ZM178 154V152L176 153ZM197 154V153H196ZM203 154V153H202ZM22 155V154H21ZM45 155V154H44ZM101 154L95 155L94 156V161H98L100 162L102 159L100 157ZM162 155L165 156L162 152ZM185 155H187L185 153ZM198 155V154H197ZM24 156V155H23ZM48 156V155H46ZM80 156V155H79ZM89 156V155H88ZM91 156V155H90ZM104 156V155H103ZM108 156V155H107ZM119 156V155H117ZM167 156V154H166ZM165 156V157H166ZM179 156L181 157V154L179 153ZM192 156V155H191ZM194 156V155H193ZM192 156V158H193ZM26 157V156H25ZM28 157V156H27ZM32 157H30L32 159ZM45 157V156H44ZM54 156L48 158V159H52ZM57 157V158H59ZM76 157V155H74V158ZM112 157V156H110ZM164 157V159H165ZM169 158H171L170 156H168ZM186 157V156H185ZM190 157V156H189ZM187 157V158H189ZM200 157V154L199 156ZM204 157V156H202ZM204 157V159H205ZM9 158V157H8ZM35 158V157H34ZM33 158V159H34ZM66 158V157H65ZM73 158V159H74ZM84 159H86L85 157H83ZM115 158V157H114ZM113 158V159H114ZM139 158V157H138ZM175 158V156L173 157V159ZM178 158V156H177ZM9 159H13V158H9ZM8 159V160H9ZM48 159H45L46 161ZM60 159V158H59ZM77 159V158H76ZM75 159V161H76ZM79 159V158H78ZM80 159H82V157H80ZM79 159V160H80ZM140 159V158H139ZM155 159V158H153ZM167 159V158H166ZM172 159V158H171ZM176 159V158H175ZM180 159V158H178ZM176 159V160H178ZM197 159V157H196ZM14 160V159H13ZM54 160V159H53ZM52 160V161H53ZM62 160V159H61ZM92 160V159H90ZM104 160V159H103ZM137 160V159H136ZM161 160V157H160ZM163 160V159H162ZM190 159H185L183 160L182 158V162L186 161ZM202 160V159H201ZM200 160V161H201ZM34 161V160H33ZM45 161V162H46ZM50 160H48L49 162ZM51 161V162H52ZM55 161V160H54ZM71 161V159H70ZM69 161V163H70ZM73 161V162H75ZM107 161V160H106ZM138 161V160H137ZM157 161V160H156ZM179 161V160H178ZM181 161V159H180ZM194 161V160H193ZM12 162V161H11ZM14 162V161H13ZM20 162V161H19ZM44 162V161H43ZM57 162V161H56ZM53 162V165L56 163ZM72 162V161H71ZM79 162V161H77ZM80 162H82L80 160ZM97 162V163H98ZM153 162V161H152ZM187 162V161H186ZM185 162V163H186ZM191 162V161H190ZM189 162V163H190ZM197 162V161H196ZM41 163V162H39ZM47 163V162H46ZM58 163V162H57ZM56 163V164H57ZM188 163V162H187ZM203 163V162H202ZM241 163V164H242ZM20 164V163H19ZM33 164V165H30ZM50 164V162H49ZM48 164V166H49ZM79 164V163H78ZM90 164V163H89ZM100 164V163H99ZM152 164V165H151ZM51 165V164H50ZM66 165V163H65ZM64 165V166H65ZM91 165V164H90ZM184 165V164H183ZM182 165V166H183ZM219 165V164H218ZM240 165V164H239ZM13 166V167H12ZM52 166V165H51ZM68 166V164H67ZM178 166V165H177ZM177 166L174 167L177 169ZM4 167V166H3ZM2 166L0 167V170L3 168ZM37 167V166H36ZM43 167V166H42ZM46 167V166H44ZM43 167V168H44ZM69 167V166H68ZM94 167V166H92ZM98 166H96L97 168ZM181 167V166H180ZM179 167V168H180ZM6 168V167H4ZM30 168V170H29ZM35 168V169H32ZM52 168V167H50ZM90 168V167H88ZM102 168V167H101ZM100 168V169H101ZM123 168V167H122ZM168 168V167H166ZM183 167V170H185ZM54 169V168H53ZM98 169V168H97ZM132 169L135 170V172L132 173ZM188 169V168H187ZM219 171H218V170ZM224 169V168H223ZM229 169V168H228ZM237 169V168H236ZM17 170H19L18 172H16ZM47 170V169H46ZM76 170V171H74ZM102 170V169H101ZM105 169L103 168V171ZM130 170V171H128ZM15 171V172H14ZM40 171V170H39ZM43 171V170H42ZM45 171V170H44ZM54 171V170H51ZM173 171V169H172ZM7 171H5L6 173ZM32 172V171H30ZM48 172V171H46ZM46 172H44V175L46 174ZM56 172V171H55ZM96 172H100V170L96 171ZM102 172V171H101ZM2 173V172H1ZM48 173H51L50 171ZM241 172L239 171V174ZM4 174V173H3ZM8 174V173H7ZM43 174V173H42ZM40 174V175H42ZM103 174V173H102ZM9 175H7L6 177H8ZM42 175V176H44ZM60 175V173L58 174ZM85 175V174H84ZM179 175H181L179 177ZM218 175V176H217ZM3 176V175H2ZM30 176V173H29ZM38 176V175H37ZM89 176V175H88ZM94 176V175H93ZM143 177V175H141ZM140 176V178H141ZM154 176V175H153ZM50 177V176H49ZM54 177V176H53ZM87 177V176H86ZM96 177V175L94 176ZM93 177V178H94ZM100 177V176H99ZM98 177V180L100 179ZM152 177V176H151ZM157 177V176H156ZM219 177V178H216ZM241 177V176H240ZM30 178V177H28ZM44 178V177H43ZM85 178V177H84ZM88 178V177H87ZM147 178V179H146ZM242 178V177H241ZM241 178H239V180H242ZM40 179V176H39ZM37 179V180H39ZM51 179V178H50ZM86 179V178H85ZM94 178V182H95ZM113 179V177H112ZM143 179V178H142ZM36 180V181H37ZM139 180V177L138 179ZM144 180V179H143ZM160 180V179H159ZM8 181V180H7ZM6 181V183H7ZM33 181V180H32ZM81 181V182H80ZM88 180H86L87 182ZM93 182V180H91ZM113 182L114 179L112 180ZM134 181V179H133ZM242 181H246L245 179ZM9 182V181H8ZM57 182V181H56ZM53 181V183H56ZM85 182V183H86ZM90 182V180H89ZM96 182H100V181H96ZM95 182V183H96ZM132 182V181H131ZM193 182V183H192ZM28 183V182H27ZM83 183V182H82ZM105 183V182H104ZM135 183V182H133ZM132 183V184H133ZM142 183V182H141ZM157 182H155L156 185ZM246 183V182H245ZM91 184V183H90ZM107 184V183H106ZM105 184V185H106ZM186 184H193L190 188V186H186ZM30 185V184H29ZM34 185V184H33ZM87 185V183H86ZM93 186V184H91ZM91 185L89 187H91ZM97 185V184H96ZM99 185V183H98ZM158 185V183H157ZM81 186V185H80ZM133 186V185H132ZM152 186V185H151ZM160 186V185H159ZM248 186V185H247ZM250 186V185H249ZM79 187V186H78ZM86 187V186H85ZM95 187V186H94ZM101 187V186H100ZM104 187V184H103ZM103 187H101L102 191H103ZM142 187V185H141ZM140 187V188H141ZM24 188V190H23ZM33 187H31L32 189ZM154 188V186H153ZM160 188V187H159ZM40 189V188H39ZM88 189V187H87ZM91 189V188H90ZM96 189H98L96 187ZM95 189V190H96ZM100 189V190H101ZM157 190V188H155ZM154 189V190H155ZM162 189V188H161ZM27 190V188H26ZM36 190V189H35ZM84 190V189H83ZM100 190H98L100 192ZM28 191H30V189H28ZM34 191V190H33ZM82 193V188L81 190ZM90 192H92V189L89 190ZM105 191V190H104ZM158 191V190H157ZM78 192V190H77ZM84 192V191H83ZM88 192V190L86 191ZM85 192V193H86ZM108 192V191H106ZM232 192V191H231ZM34 193V192H33ZM95 193V191H93V194ZM98 193V192H97ZM102 193V192H101ZM38 194V193H37ZM67 194V195H66ZM72 194V193H71ZM88 194V193H87ZM39 195V196H40ZM81 195V194H80ZM79 195V196H80ZM263 195V194H262ZM40 196V197H41ZM74 196V195H73ZM71 196V197H73ZM77 196V195H76ZM88 196V195H87ZM90 196V195H89ZM39 197V199H40ZM84 196H82L83 198ZM15 198V201L17 202H12V199ZM38 198V197H37ZM47 198V200H48ZM262 198V196H261ZM43 199V198H42ZM77 199V198H76ZM81 199V197H80ZM85 199V197L83 198V200ZM259 199V198H258ZM48 200V201H49ZM261 200V199H260ZM36 202H38L37 200H35ZM142 201H146L145 203ZM43 202V201H41ZM47 202V201H46ZM74 202L75 198H74ZM80 202V200H79ZM140 203H144L143 205H140ZM78 203V201L76 202ZM84 203V204H85ZM90 203V204H89ZM94 203L98 204V205H93ZM139 205H138V204ZM25 204H31L29 205L30 207L32 206L34 210H32V212H28V210H22L23 205L26 207ZM36 204V203H33ZM40 204V203H39ZM43 204H45L43 202ZM82 205V203H80ZM79 204V205H80ZM89 204V205H88ZM21 205V206H20ZM28 206V205H27ZM35 206V205H34ZM87 206H84L87 207ZM7 207V206H6ZM83 207V205H82ZM11 208V206H10ZM9 208V209H10ZM12 208V210H13ZM29 208V207H26ZM14 209V210H15ZM134 209V210H132ZM8 210V209H7ZM75 212H74V211ZM77 210V209H76ZM130 210L135 211L134 213L130 212ZM2 210H0L1 212ZM6 211V210H5ZM9 211V210H8ZM7 211V212H8ZM2 213V212H1ZM9 213V212H8ZM3 214V213H2ZM249 214V213H247ZM261 213H259L260 215ZM256 215V214H255ZM245 216V215H244ZM249 215H247L246 217H248ZM261 216V215H260ZM244 218V217H243ZM258 218V217H257ZM3 219L5 220V222L7 221L6 224H2L3 223ZM241 219V218H240ZM245 219V218H244ZM250 221L252 222H256V218L254 216H251ZM38 220V221H36ZM41 221V222H40ZM232 222V221H231ZM237 223V222H236ZM238 223L240 224V222L238 221ZM243 223V222H241ZM245 223V222H244ZM257 223V222H256ZM236 229V227H235ZM118 231V232H116ZM123 232V234L119 235L117 238L115 237L116 233H120ZM241 232V231H240ZM124 238V239H121ZM242 241L243 245H236V243L238 241ZM261 242V241H260ZM255 245H259V244H255Z\"/></svg>",
    "mask_w": 264,
    "mask_h": 264
}]
</instances>
